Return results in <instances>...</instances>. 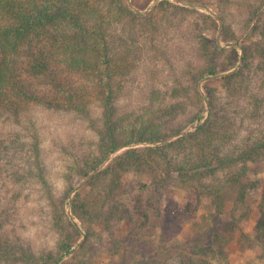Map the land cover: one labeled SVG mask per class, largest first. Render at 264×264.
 I'll use <instances>...</instances> for the list:
<instances>
[{"label": "trees", "instance_id": "trees-1", "mask_svg": "<svg viewBox=\"0 0 264 264\" xmlns=\"http://www.w3.org/2000/svg\"><path fill=\"white\" fill-rule=\"evenodd\" d=\"M155 1L134 6L142 11ZM170 1L160 0L143 15L127 0H0V110L19 116L35 105L77 114L94 134L64 171L59 199L42 180L51 229L58 236L54 251L37 257L43 264H92L100 252L96 243L104 237L111 242L113 264H169L161 259L162 247L153 258L159 240L141 256L131 235L117 239L115 233L122 225L144 229L151 224L149 229H159L167 243L174 209L163 202L171 185L194 191L196 203L202 200L205 211L215 212L192 223L200 232L176 264L228 263L233 227L216 228L214 220L226 214L228 192L240 207L258 189L254 228L264 261V186L255 177L264 165V0H214V15L198 10L212 0ZM177 15L185 16L193 45L180 72L197 101L190 109L166 105L157 121L125 124L118 115L124 83L143 54H166L156 47L154 31H159L152 26L174 25ZM233 18H239L238 24ZM219 25L223 46L207 35ZM140 42L148 45L146 51ZM166 63L174 69L169 57ZM221 72L226 74L218 77L219 87L207 88L204 99L199 82ZM89 98L99 107L97 118L90 114ZM177 110L188 118L186 124L198 122L193 131L182 133L184 126L169 125ZM203 110L206 115L200 117ZM138 144L154 146L131 148ZM75 178L84 181L79 188ZM67 200L85 235L66 216ZM195 207L187 204L186 209L197 213ZM1 238V259L7 261L15 255ZM18 256L24 262L36 258L24 250Z\"/></svg>", "mask_w": 264, "mask_h": 264}, {"label": "rangeland", "instance_id": "rangeland-1", "mask_svg": "<svg viewBox=\"0 0 264 264\" xmlns=\"http://www.w3.org/2000/svg\"><path fill=\"white\" fill-rule=\"evenodd\" d=\"M142 1L127 0V4L133 11L145 15L160 0L150 3L140 11L134 5L135 3L142 4ZM170 2L174 3L172 0ZM215 5L216 2L212 0L211 4H207L204 8L200 7L198 10L204 14L214 15ZM177 16L174 25L164 23L162 26H152V30L155 27L159 31L158 34L156 30L154 31L156 47L167 55L157 52H153V56L143 54L136 64L134 74L124 83L118 97V115L125 124L130 122L146 124L157 121L160 109L164 106L179 103L190 109L197 101L193 86L184 81L180 72L188 60L193 45L187 35L185 23H183L185 16ZM159 17L160 15H156L155 19ZM233 21L238 24L239 18H233ZM143 25H139L138 29L146 27L145 24ZM220 29L219 25L217 31L208 32L207 35L214 37L219 45L223 46L220 42ZM239 43L240 41L237 44ZM140 44L145 51L148 49L147 44L142 45V42ZM168 57L170 63L173 61L174 69H170V64L166 63ZM225 74L221 72L217 77L201 80L197 87L199 94L205 99L206 89L218 88V77ZM88 102L91 116L99 117L96 100L89 98ZM202 105L207 109L206 101ZM177 111L178 115L169 125L184 126L182 133L193 131L198 122H194L193 125L186 124L188 118L186 119L185 115ZM206 112L207 110H203L200 117H204ZM93 139L94 134L89 129L86 120L77 114L47 111L35 105L28 106L27 110L19 116H13L7 111L0 110V236L2 243L7 244L6 249L15 255L14 257L10 255L11 260L7 261L2 260L0 255V264H43L37 257L47 251H54L58 236L51 229L46 198L47 190L44 183L59 199L64 189V171L72 164L78 151ZM131 146V148H142L154 145ZM114 156L111 155L110 159ZM257 171L259 173L255 177L259 178L261 186H264V165L258 167ZM249 175L254 178L251 173ZM74 180L76 188L84 183L79 178ZM145 180L146 178L143 181ZM259 192L260 189L250 191L246 199L247 205L240 207L234 204V193L228 192L226 194L228 210L225 215L214 220L216 228L225 224L227 226L232 224L231 227H233L232 235L235 239L226 248L228 254L226 264H264L261 249L263 243H259L256 239L254 228L257 220ZM165 199L163 204L173 206L174 209V215L168 223L171 228L168 230L170 238L167 243L161 240L163 236L160 237L159 229H149L151 224L144 229L122 225L115 236L117 239H124L131 235L135 240L133 246H137L141 256L144 250L152 248L159 240L160 246L152 249L153 258L159 257V247H162L161 259L167 260L169 264H176L179 257L187 253L195 234L200 232L192 223L200 222L202 215L207 217L210 214L214 215L215 212L212 209L205 211L202 200L196 203V193L192 190L180 189L171 185ZM187 204L196 206L194 211L197 213L187 210ZM65 213L68 219L80 229L81 234L85 235L82 225L73 218L68 200ZM244 213H246L245 218H240ZM215 221H220L221 224L217 225ZM222 234L228 237L230 232H222ZM82 241L83 238L77 242L73 250ZM96 246L99 247L100 252L92 264H113L115 258L110 257L111 242L104 237L101 242L96 243ZM20 250H24L26 254H33L36 260L30 259L24 262V259L18 256Z\"/></svg>", "mask_w": 264, "mask_h": 264}]
</instances>
